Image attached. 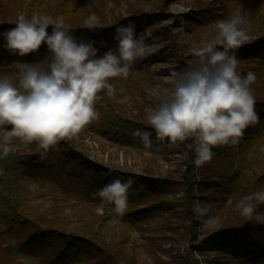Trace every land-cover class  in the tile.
Segmentation results:
<instances>
[{
  "label": "clouds",
  "instance_id": "obj_1",
  "mask_svg": "<svg viewBox=\"0 0 264 264\" xmlns=\"http://www.w3.org/2000/svg\"><path fill=\"white\" fill-rule=\"evenodd\" d=\"M98 27L95 17L83 23L90 31ZM216 28L214 39L191 48L198 58L195 64L173 69L166 83L157 85L154 105L145 108L151 130L137 128L131 133L146 150L154 141L178 147L192 140L197 169L212 160L213 148L238 145L246 130L260 121L251 88L256 75L252 71L241 74L236 56L251 39L247 15L241 12L217 21ZM70 29L63 16L34 13L20 15L14 28L0 33L10 55L24 57L42 45L49 53L44 64L24 62L15 77L0 75V159L35 143L43 160L60 142L79 139L100 118L96 104L101 93L114 97L112 81L127 79L137 60L156 53L145 37H137L132 21L115 27V49L100 55L96 41L78 42ZM99 43L106 47L103 41ZM135 183L130 176L116 177L92 195L122 217ZM259 205H264V189L243 196L236 207L246 221L264 224V213L257 212ZM193 210L202 228L218 229L220 221L210 215V207L196 201Z\"/></svg>",
  "mask_w": 264,
  "mask_h": 264
},
{
  "label": "trees",
  "instance_id": "obj_2",
  "mask_svg": "<svg viewBox=\"0 0 264 264\" xmlns=\"http://www.w3.org/2000/svg\"><path fill=\"white\" fill-rule=\"evenodd\" d=\"M246 1L255 6L257 0ZM225 3L226 6L222 10L213 13L202 11L192 17L190 22L204 25L206 22L226 19L236 12L239 4H242L240 0H228ZM34 13L50 15L53 18L63 16L65 22L71 27L70 34L76 37L78 42L81 40L85 43L97 42L94 46L99 49L98 55L109 48L115 49L116 42L113 39L115 27L121 24L126 25L129 21L141 20L147 28H150L168 16L163 12L135 11L128 17L115 18L110 24H98L97 29L90 31L83 28L87 11L80 0H0V33L14 28L20 15L31 17ZM250 22V34L253 39L236 52L239 61L238 71L241 74H246L248 71L255 73L256 81L259 83V87L252 90L256 100V110H264V10L255 8ZM47 31L51 34V26ZM162 31L169 34L167 28ZM170 37L173 50H177L179 54L181 51L175 42L174 35ZM100 41H103L106 47H101ZM4 44L5 40L0 35V70L24 62L44 64L49 58L46 45H42L36 53L20 57L10 55L4 49ZM178 56L184 58V56ZM132 70H135L138 75L136 80L128 78L127 86L130 89L139 90L142 83L153 84L146 73L143 62L136 61ZM101 96L102 99L96 104L100 118L89 126L91 132L133 149L149 153L166 151L168 147L166 142L154 141L152 148L146 150L138 138L131 135L137 128L151 130L147 124V114L141 104H134L136 113L133 114L130 109L115 108L104 93H101ZM249 144V140L242 141L241 150L245 151ZM186 145H191L190 149L183 151L189 166L187 164L179 178H174L169 173L153 177L149 174L137 175L120 169L100 166L89 161L70 141L60 142L58 148L51 150L43 160L36 153L35 143L28 147L20 146L23 149L20 154V166L27 177L52 181L62 189L64 194L84 198L92 204H102L99 197L92 195L98 189L103 188L116 177L130 176L136 183L129 190L127 211L122 217H118L119 219L134 223L138 219L160 213L163 209L170 207L176 215L188 222L187 230L192 243L196 242L199 226L200 234L204 236L201 244L218 251L220 257L217 259H220L223 264H264V224L246 221L241 217L239 210L231 211L226 205L221 206L220 204L222 195L234 194L235 199H241L262 188L263 182L262 186L261 183L258 185L253 177L252 179L242 177L237 172L232 174L224 172L223 174L221 170L223 146L213 148L212 160L197 169L193 164L194 143L192 140H187L182 147L185 148ZM5 183L7 197L3 196V192L0 191L2 192L0 203H4L5 199L4 205L8 211L4 221L5 229L8 233L15 235L17 247L22 253L41 259L42 264H118V260L123 258L119 247L105 242L96 230L88 229L78 235L63 230L60 225L39 223L25 204L20 201L18 192L10 180H6ZM177 193H181L180 198H168V195ZM196 201L210 207V215L219 219L217 230L201 227L193 210ZM141 204L147 206L137 210L136 206ZM257 212L264 213V205H259ZM192 248L197 249L195 244ZM3 251L0 231V255ZM191 255L187 253L179 264H198V261Z\"/></svg>",
  "mask_w": 264,
  "mask_h": 264
},
{
  "label": "rangeland",
  "instance_id": "obj_3",
  "mask_svg": "<svg viewBox=\"0 0 264 264\" xmlns=\"http://www.w3.org/2000/svg\"><path fill=\"white\" fill-rule=\"evenodd\" d=\"M225 1L228 0H80L87 11L86 19L95 17L98 24H110L115 18L128 17L135 11L163 12L168 15L150 28L141 20L134 22L137 37H145V43L156 49L155 54L137 60L144 63L146 73L153 84L142 83L139 90L130 89L127 86L128 78L136 80L138 75L131 69L127 79L115 78L112 81L116 93L114 97H108L110 103L119 110L130 109L133 114L136 113L135 103L141 104L144 110L147 106L154 105L157 85L166 83L173 69L182 70L195 64L198 58L192 55L191 48L202 46L215 37L217 21L200 25L191 23L192 17L202 11L213 13L222 10L226 6ZM240 1L242 4L237 6L236 12L226 19L241 12L246 13L252 40L251 16L255 8L264 10V0H257L255 6L246 0ZM178 9L185 11H177ZM165 28L169 29V36L162 31ZM170 35H174L181 51L179 54L172 48ZM19 67L20 65L6 67L0 70V75L15 77ZM257 87L259 83L255 81L251 88L253 90ZM256 111L260 117L259 123L249 127L240 141L241 143L245 139L249 140V147L243 151L240 143L236 146H223L221 170L223 174L237 172L242 177L250 179L253 177L258 185L261 183L262 186L263 182L260 189H264V110ZM89 126L80 134L79 139L69 141L89 161L100 166L137 175L149 174L153 177L169 173L174 178L182 176L187 167L183 151L190 149L191 145H186L185 148L182 144L178 147L168 146L162 153H149L95 134L90 131ZM22 150L19 147L7 158L0 159V191L7 197L5 181L10 180L18 192L20 201L39 223L60 225L63 230L78 235L88 229L96 230L105 242L117 245L123 253V258L118 260V264H179L187 253H191L198 264H223L217 259L220 257L218 251L201 244L204 236L200 234L199 226L196 242L192 243L187 230L188 222L176 215L172 208L168 207L160 213L138 219L134 223L121 220L115 216L112 206L92 204L84 198L64 194L52 181L27 177L20 166ZM180 197L181 193L168 195L169 199ZM221 198V206L226 205L231 211L238 210L236 204L240 199H235L234 194H224ZM4 203H0V231L4 248L0 255V264H42L41 259L19 251L15 235L6 231L4 221L8 211ZM146 206L141 204L136 206V209L141 210ZM193 244L197 249L192 248Z\"/></svg>",
  "mask_w": 264,
  "mask_h": 264
}]
</instances>
